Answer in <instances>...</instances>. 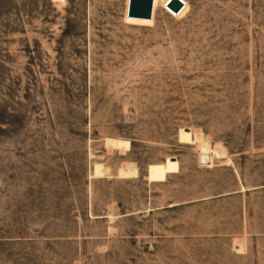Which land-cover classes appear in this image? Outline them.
<instances>
[{
	"label": "rangeland",
	"instance_id": "rangeland-1",
	"mask_svg": "<svg viewBox=\"0 0 264 264\" xmlns=\"http://www.w3.org/2000/svg\"><path fill=\"white\" fill-rule=\"evenodd\" d=\"M186 1L0 0V264H264V0Z\"/></svg>",
	"mask_w": 264,
	"mask_h": 264
},
{
	"label": "bare ground",
	"instance_id": "bare-ground-1",
	"mask_svg": "<svg viewBox=\"0 0 264 264\" xmlns=\"http://www.w3.org/2000/svg\"><path fill=\"white\" fill-rule=\"evenodd\" d=\"M159 1L161 7L175 18H181L182 16H184L189 8L188 2L186 0H182L184 5L182 9L176 13L170 10L169 8H167L166 2L168 0H159ZM128 5H129V0H128ZM127 11H128V7H127ZM130 17H136V16H130ZM193 138L198 145L197 147L198 159H199L198 162L201 166L209 168L212 166L214 158L217 157L225 158L226 152L225 149L221 146V144L216 145L211 143L209 139L204 137V134L202 132H195L193 134ZM103 142L106 149H110V150L112 149L113 151H119V150L128 151L130 145L128 139L121 137H114V136L104 137ZM131 176H132V168L127 162H124L118 166L115 177L119 179H123V178H130ZM104 177H110V169L106 167L105 164L102 162H95L93 164L89 178L96 179V178H104ZM239 249H242V247H240Z\"/></svg>",
	"mask_w": 264,
	"mask_h": 264
},
{
	"label": "water",
	"instance_id": "water-1",
	"mask_svg": "<svg viewBox=\"0 0 264 264\" xmlns=\"http://www.w3.org/2000/svg\"><path fill=\"white\" fill-rule=\"evenodd\" d=\"M152 4L153 0H129L127 14L129 16L150 18L152 16ZM183 5L182 0H168L166 2L167 8L176 13L182 9Z\"/></svg>",
	"mask_w": 264,
	"mask_h": 264
}]
</instances>
